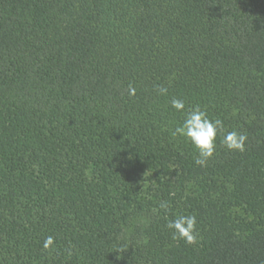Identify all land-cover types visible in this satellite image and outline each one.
<instances>
[{"label": "trees", "instance_id": "16d2710c", "mask_svg": "<svg viewBox=\"0 0 264 264\" xmlns=\"http://www.w3.org/2000/svg\"><path fill=\"white\" fill-rule=\"evenodd\" d=\"M172 98L246 150L195 165ZM0 264H264V0H0Z\"/></svg>", "mask_w": 264, "mask_h": 264}, {"label": "clouds", "instance_id": "9594fccd", "mask_svg": "<svg viewBox=\"0 0 264 264\" xmlns=\"http://www.w3.org/2000/svg\"><path fill=\"white\" fill-rule=\"evenodd\" d=\"M159 95H167L168 88L158 86L156 89ZM130 97L136 95V90L132 85L128 87ZM171 107L183 114V122L170 131L173 139L183 138L186 142L192 144L195 149L194 164L206 168L210 160L214 159L217 148V137H220V144L229 152H241L246 150L248 136L244 132L232 130L224 131V123L221 119L210 118L206 109L199 105L186 110L184 100L178 98L171 99ZM169 180L163 177L161 182ZM169 201L160 200L158 209L165 213L169 210ZM198 220L195 214H178L172 219L167 220L166 227L170 230L174 240H183L185 243L192 245L197 242L198 236ZM55 246V238L47 236L43 242L45 250H51ZM69 257L75 254L74 247L69 246L66 249Z\"/></svg>", "mask_w": 264, "mask_h": 264}]
</instances>
